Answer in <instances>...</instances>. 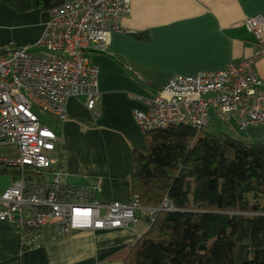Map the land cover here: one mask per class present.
Returning <instances> with one entry per match:
<instances>
[{
  "label": "built area",
  "instance_id": "built-area-1",
  "mask_svg": "<svg viewBox=\"0 0 264 264\" xmlns=\"http://www.w3.org/2000/svg\"><path fill=\"white\" fill-rule=\"evenodd\" d=\"M130 11V0H70L49 11L36 47L0 46V147L15 152L0 156V168L12 171L0 190V222L21 231L23 249L125 228L140 210L152 220L155 210L142 209L136 197L103 205L94 199L98 186L67 189L57 137L32 111L63 121L68 99L78 96L94 108L97 71L85 54L106 52ZM243 26L255 38L254 52L220 72L171 76L147 110L134 114L143 136L174 126L207 130L212 111L234 115L240 129L264 124V80L255 70L264 53V16H250Z\"/></svg>",
  "mask_w": 264,
  "mask_h": 264
},
{
  "label": "crops",
  "instance_id": "crops-1",
  "mask_svg": "<svg viewBox=\"0 0 264 264\" xmlns=\"http://www.w3.org/2000/svg\"><path fill=\"white\" fill-rule=\"evenodd\" d=\"M130 5L106 52L85 54L97 71L94 108L86 107L83 96L71 97L65 120H55L52 129L56 151L63 156L62 183L98 186L94 199L103 205L131 198L133 150H146L135 112L146 111L148 100L171 76L220 72L249 57L255 38L243 21L264 16V0H130ZM48 17L49 11L18 13L0 0V46L12 41L36 47ZM255 70L264 80V53ZM221 118L229 131L225 134L247 142L264 140V124L240 129L234 115ZM146 230L147 215L140 210L127 228L80 232L23 249L21 231L0 222V264H123L112 256Z\"/></svg>",
  "mask_w": 264,
  "mask_h": 264
},
{
  "label": "trees",
  "instance_id": "trees-1",
  "mask_svg": "<svg viewBox=\"0 0 264 264\" xmlns=\"http://www.w3.org/2000/svg\"><path fill=\"white\" fill-rule=\"evenodd\" d=\"M1 1L18 13L51 11L65 2ZM144 138L145 152L133 150L130 193L155 212L138 240L112 258L123 264H264V140L183 126ZM8 172L0 168V175Z\"/></svg>",
  "mask_w": 264,
  "mask_h": 264
},
{
  "label": "rangeland",
  "instance_id": "rangeland-1",
  "mask_svg": "<svg viewBox=\"0 0 264 264\" xmlns=\"http://www.w3.org/2000/svg\"><path fill=\"white\" fill-rule=\"evenodd\" d=\"M32 111L39 118L42 125L46 126L50 130L54 129L55 119H53L51 116L41 112L38 109L33 108ZM212 115L213 116L210 120V125L206 130L207 133L212 134V135H218L220 133H228L229 131L224 127V123H223V120L221 118L222 115H220L217 112H213V111H212ZM8 155L15 156L14 150L10 149V147H7V146L0 147V156H8ZM7 174L8 173H6L4 175H0V190L4 189L10 182V179H9ZM132 223L133 222H131L127 227H129ZM127 227H125V228H127ZM75 234H77V233H75ZM71 235H74V234H71ZM138 237H140V236H138Z\"/></svg>",
  "mask_w": 264,
  "mask_h": 264
}]
</instances>
